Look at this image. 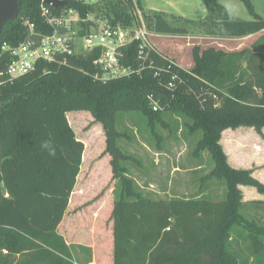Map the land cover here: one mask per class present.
Returning a JSON list of instances; mask_svg holds the SVG:
<instances>
[{"label": "trees", "instance_id": "16d2710c", "mask_svg": "<svg viewBox=\"0 0 264 264\" xmlns=\"http://www.w3.org/2000/svg\"><path fill=\"white\" fill-rule=\"evenodd\" d=\"M202 1L207 11L202 21L146 12L141 0H66L65 7L47 8L53 14L75 10L85 21L80 35L92 24L88 16L133 26L135 6L152 34L216 39L262 35L240 51L194 47L190 70L152 48L142 62L132 43L122 63L133 72L106 81L96 77L93 53L38 61L33 71L14 80L5 74L8 57L0 56V264H81L58 231L85 151L68 121L71 112H88L102 127L103 154L109 157L114 181L110 264H264V224L245 213L264 208V201H244L240 189L264 194V184L251 170L233 168L221 144L227 129L264 128V20L232 18L216 0ZM241 1L252 9L250 0ZM19 3L17 18L4 24L0 47L23 42L27 23L35 33L52 32L41 15V0ZM139 139L155 155L168 157L181 154L167 149L168 143H188L187 161L175 164L167 179L171 188L185 173L189 193L169 196L164 185V198L145 193L152 183L139 185L129 169L133 165L140 173L144 162L124 146L140 144ZM45 141L47 149L41 147ZM156 164L151 161L152 167ZM65 232L69 234V225Z\"/></svg>", "mask_w": 264, "mask_h": 264}, {"label": "rangeland", "instance_id": "374dc122", "mask_svg": "<svg viewBox=\"0 0 264 264\" xmlns=\"http://www.w3.org/2000/svg\"><path fill=\"white\" fill-rule=\"evenodd\" d=\"M216 1L229 10L232 18L251 21L258 16L264 20V0H250L251 10L241 0ZM141 5L145 8V0H141ZM260 35L262 33L249 40L236 42V46L245 42L250 45L248 44L250 41H252V45ZM189 37H192L189 40V43L192 44H195L196 41L201 42V38H203ZM67 118L76 138L83 142L85 151L82 170L77 179L76 188L70 197L68 212L58 231L71 246L75 260L81 264H88L90 257L92 260L90 264H97L95 258L99 260L98 264H110L112 259V221L110 216L113 209L114 181L111 179L109 157L103 154L105 139L102 127L93 121L88 112H71L67 114ZM124 122L130 126L128 120L125 119ZM138 141L140 144L136 145L131 142L129 146L127 144L124 146L126 151L136 154L144 162L140 173L136 172V167L133 165H129V169L139 185L144 184L145 181L152 183L144 190L145 193L164 198L167 194L164 195L160 192L163 185L169 196L185 195L186 190L189 193L185 173H183L184 177L182 176L183 178L171 188L169 187L170 181L167 179L175 164H185L187 161L188 143L177 144L174 141L168 143L166 147L171 149L172 153H176V151L181 153L180 156L171 154L172 156L168 157L155 155L154 150L149 148L142 139ZM221 141L224 152L229 155L230 163L251 170L254 173L253 177L264 184V128L260 132L253 127L227 129L222 134ZM119 144L124 150L123 142L121 141ZM154 159L157 164L152 167L151 161ZM153 174L158 175L157 180L153 179ZM174 177L179 178L178 176ZM240 189L244 201H264V194L256 192L254 188L241 186ZM192 191L191 189L190 192ZM214 193L221 196L220 189L215 188ZM245 210L246 214L257 217L264 224V208ZM67 225H69V234L65 232Z\"/></svg>", "mask_w": 264, "mask_h": 264}, {"label": "built area", "instance_id": "2783aa9c", "mask_svg": "<svg viewBox=\"0 0 264 264\" xmlns=\"http://www.w3.org/2000/svg\"><path fill=\"white\" fill-rule=\"evenodd\" d=\"M66 2V0H60ZM84 4L100 3L103 0H72ZM41 0V15L45 23L52 29L50 34L34 32V26L27 23V38L18 45L3 43L0 56L8 57L5 74L14 80L33 71L38 61L59 62V58L79 54L80 52L96 54L93 64L98 68L100 80L119 79L129 76L133 70L122 63L124 50L132 43L137 44V58L144 62L147 49H150L149 38L152 33L147 31L139 9L135 6L134 25L124 27L112 25L102 18L88 16L92 24L86 34L80 35V23L83 21L73 9H63L53 14ZM65 7V6H64ZM264 33V31H263ZM153 111L157 105L153 104Z\"/></svg>", "mask_w": 264, "mask_h": 264}, {"label": "crops", "instance_id": "0c3cea01", "mask_svg": "<svg viewBox=\"0 0 264 264\" xmlns=\"http://www.w3.org/2000/svg\"><path fill=\"white\" fill-rule=\"evenodd\" d=\"M144 10L146 12L174 14L184 19L194 21H202L207 14L205 4L202 0H145ZM255 36H258V34L250 35L240 39H216L203 37L201 38V42L196 41L195 44H192L189 43V40L192 37L189 36L175 37L151 34L149 38V44L152 49H155L162 56H166L167 58L172 60L178 67L184 70H190L193 67L192 49L194 47H198L201 51L211 47L224 52L240 51L245 48H249L252 41L248 42V44L250 45H247V43L245 42L237 46L236 42L249 40L250 38H254ZM227 158L229 164L233 168L246 169L230 163L228 154Z\"/></svg>", "mask_w": 264, "mask_h": 264}, {"label": "water", "instance_id": "95a60500", "mask_svg": "<svg viewBox=\"0 0 264 264\" xmlns=\"http://www.w3.org/2000/svg\"><path fill=\"white\" fill-rule=\"evenodd\" d=\"M45 4L53 7L67 6V2L60 0H44ZM20 11L19 0H0V35L4 24L17 18Z\"/></svg>", "mask_w": 264, "mask_h": 264}, {"label": "clouds", "instance_id": "9594fccd", "mask_svg": "<svg viewBox=\"0 0 264 264\" xmlns=\"http://www.w3.org/2000/svg\"><path fill=\"white\" fill-rule=\"evenodd\" d=\"M42 148H45L47 149L49 147V143L47 141H45L42 145H41Z\"/></svg>", "mask_w": 264, "mask_h": 264}]
</instances>
